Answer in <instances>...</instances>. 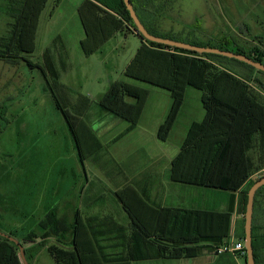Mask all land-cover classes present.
I'll list each match as a JSON object with an SVG mask.
<instances>
[{"label":"rangeland","instance_id":"obj_1","mask_svg":"<svg viewBox=\"0 0 264 264\" xmlns=\"http://www.w3.org/2000/svg\"><path fill=\"white\" fill-rule=\"evenodd\" d=\"M86 1L60 0L58 4L55 0L44 1L33 44H21L23 57L44 70L47 84L37 68L30 69L22 61L15 65L0 61V108L6 107L4 118L9 121L8 127L0 133V154L12 152L13 162H18L20 166L24 162V175L30 181L36 180L40 189L38 196H32V193H36L34 191L31 197L39 198L42 204L50 199L58 204L77 201L81 227L101 233L110 219L115 225L127 227L125 214L116 196L126 189H132V193L137 194V177L150 164L146 156L153 158L156 153L160 161L155 162L154 166H158V169L162 167L164 171V163H169L166 159L182 145L190 125L205 121L206 110L201 99L210 96L209 84H213L224 70L208 61L199 70L195 69V65L191 66L193 69L188 79L201 84L204 89L192 86L184 88L183 105L167 141L162 142L158 140L157 131L171 105L169 92L124 76L144 43L124 28V31L113 33L94 48L92 42L87 41L82 23L81 10ZM160 1L165 6L156 23L161 33L181 34L184 37L185 28L192 27L193 34L204 38L223 31H235L236 40L242 48L247 50L256 46L258 39H254V43L253 37L258 36L261 38L259 47L264 50V0ZM10 4L8 0H0V43L10 40L16 26V11L10 10ZM149 71L152 73L153 69ZM217 80L215 94L225 100L242 96L241 111L247 117L250 114L245 118L250 121L245 120L244 131L251 128L250 131L256 132L251 134L252 142L247 145L246 156L253 167L260 168L256 171L257 180L264 176V76L254 74L249 82L239 81L238 85L234 81ZM117 81L148 90L144 109L135 126L99 107V101ZM51 92L56 95L71 121L83 157L86 182L75 152L66 140L65 121L54 106ZM132 101L124 99L125 103ZM249 104H254L255 113ZM0 124H3L1 119ZM240 126L238 124L237 129L243 128ZM61 169L65 173L59 178ZM70 170L81 177L72 178ZM166 176L165 171L164 176H160L162 182ZM28 186L27 183L18 182L17 176L12 174L0 186V194L15 198L18 195L12 190L20 193L21 190L27 191ZM56 186L60 191L71 186L72 196H48L50 189ZM177 186L179 190L185 189L183 194L190 193V187ZM79 191V198L73 196ZM258 202L264 206V197L259 196ZM207 203L209 207L220 204L211 200H207ZM42 210L41 207L39 212ZM39 264L49 262L40 258Z\"/></svg>","mask_w":264,"mask_h":264},{"label":"trees","instance_id":"obj_2","mask_svg":"<svg viewBox=\"0 0 264 264\" xmlns=\"http://www.w3.org/2000/svg\"><path fill=\"white\" fill-rule=\"evenodd\" d=\"M8 1L11 2L10 10L16 11L14 12L16 26L10 40L0 43V61L9 65L22 61L30 69L37 68L47 84L44 70L23 57L21 47L24 43L33 44L37 19L43 9L44 1L47 0ZM129 1L140 22L148 33L154 36L242 54L264 64V50L259 47L261 38L258 36L253 37L254 43L258 39L256 46L246 50L239 46L235 31L233 33L223 31L218 35H206L200 38L193 34L192 27H186V33H182L184 37L181 34L178 36L164 34L158 31L156 24L159 14L162 15L164 12L161 9L165 8L160 0ZM81 14L87 41L92 42L94 48L113 33L124 31V28L127 29L126 32L138 36L144 43L128 65L124 76L169 92L171 105L163 124L157 131L158 140L162 142L167 140L183 105L184 88L192 86L196 89H204L201 84L188 79L193 69L191 66L195 65L197 67L195 69L199 70L206 66L205 61L211 62L224 70L216 78L217 81H234L235 85H238L239 81L249 82L254 74L264 76V73L234 59L212 54H196L143 40L136 33L122 0H87ZM91 50L93 48L88 52ZM150 69H153L152 73ZM216 80L213 84H209L210 96H204L201 99L206 110V119L201 124L190 125L186 139L183 140L179 152L171 161L169 178L171 182L179 184L197 185L227 192L239 190L241 222L238 230H235L234 240L243 242L246 194L256 181V179H248L253 163L246 156V151L247 145L252 142L251 134L256 130L250 131V128L244 131L245 120L250 121L245 118L250 117V114L247 117L241 111L243 97L227 100L219 97L215 94L218 88ZM51 95L55 108L64 118L66 140L75 152V158L82 168V176L86 182L82 166L83 157L71 121L64 107L58 103L56 95L52 92ZM147 97L146 88L117 81L99 101V107L135 126L142 114ZM124 99H131L133 103H125ZM249 108L255 113L254 104H249ZM5 113L6 107L1 106L0 119L3 124H0V133L8 127L9 123L4 118ZM238 124H241L240 127L243 128L237 129ZM206 126L208 128L205 130ZM20 155L22 156L21 153ZM23 166L24 162L21 166L18 162H13L12 152L0 154V186L4 185L12 174L17 176L21 184H29L27 191L21 190L17 193L12 190L11 192L18 195L15 198L3 197L6 194H0L2 209L0 232L19 242L28 264H32L37 253L42 249L55 264H132L145 259L142 250L144 240L167 239L177 245L191 241L206 242L215 251L230 238L229 212L216 213L156 206L146 197L132 193V189L121 190L116 196L125 214L127 227L115 225L110 219L101 233L93 232L92 228L86 230L80 225L77 201H63L58 204L57 201L50 199L42 204L39 198L31 197L34 191L36 193H32V196H38L40 189L37 187L36 180L30 181L29 177L24 175ZM19 167H21L20 170H18ZM64 171L62 169L59 171V178L64 175ZM70 175L72 178L78 177L77 172L73 170H70ZM20 177L23 179H19ZM80 177L79 174L78 178ZM49 193L48 196H72L71 186L61 191L56 186L50 189ZM262 193H264V186L256 191L253 203L251 236L255 264H264V206L258 202V197ZM73 196L79 198L80 191ZM41 207L43 210L39 212ZM22 208L25 210L21 211ZM65 246L68 247L65 248ZM67 248L69 252H65ZM149 252L150 250H146V254ZM177 252L181 253L179 250ZM193 252L195 253V250ZM18 253L19 250L14 243L0 236V264H22ZM238 255L245 263V251L243 254H236Z\"/></svg>","mask_w":264,"mask_h":264},{"label":"crops","instance_id":"obj_3","mask_svg":"<svg viewBox=\"0 0 264 264\" xmlns=\"http://www.w3.org/2000/svg\"><path fill=\"white\" fill-rule=\"evenodd\" d=\"M55 1L56 4L60 2V0ZM178 152L179 149L173 151V155L166 159L169 163H164V171H162V167L158 169V166H154L155 162L160 161L156 153L154 156L158 158L157 160H154V156L153 158L146 156L148 157L146 161L150 164L147 163L149 168L148 166L146 168L144 167V171L137 177L136 191L138 196H144L152 204L161 207H180L216 213L229 212V239H234L235 230H238L241 222V214L239 213V190L227 192L203 186L171 182L169 178L170 164ZM259 169L252 167L248 179H255L256 171ZM165 171L167 172V176L164 182H162L160 176H164ZM177 185L190 187L188 188L190 193H187V195L183 194L185 189L182 188V190H179L180 188ZM259 196H264V193ZM207 200L220 202V204L209 207ZM142 250L145 254V259L137 262L150 261L154 262V264H245L239 255L235 257L230 254L216 255L211 245L206 242L191 241L177 245L167 239L152 238L142 242ZM146 250H150L149 254H146ZM177 250L181 253H178ZM194 250L195 253L193 252ZM40 258H45L49 264H55L44 249L37 253L32 264H39Z\"/></svg>","mask_w":264,"mask_h":264},{"label":"water","instance_id":"obj_4","mask_svg":"<svg viewBox=\"0 0 264 264\" xmlns=\"http://www.w3.org/2000/svg\"><path fill=\"white\" fill-rule=\"evenodd\" d=\"M123 4L129 14V17L133 23V26L135 28L136 33L145 41L163 45L170 48H176L184 51L193 52L196 54H212L217 56H222L228 59H234L238 62H242L256 71H259L261 73H264V64L256 62L242 54H236L230 51H224L219 50L217 48H211V47H200V46H194L185 42L175 41L168 38H163L159 36H154L145 29L143 24L140 22L138 16L135 13V10L133 6L131 5L129 0H122ZM264 186V176L257 179L253 185L248 189L246 194V205H245V211L243 214V232H244V251H245V264H255L254 260V254H253V248H252V217H253V203H254V196L256 191ZM0 236L9 240L10 242L14 243L18 250H19V257L22 262V264H28V262L25 259L24 252L22 246L19 244L17 240L14 238L3 234L0 232Z\"/></svg>","mask_w":264,"mask_h":264},{"label":"built area","instance_id":"obj_5","mask_svg":"<svg viewBox=\"0 0 264 264\" xmlns=\"http://www.w3.org/2000/svg\"><path fill=\"white\" fill-rule=\"evenodd\" d=\"M215 253L216 255L230 254L235 257L236 254L244 253V243L241 241H235L234 239H229L228 241H225L221 246L216 248Z\"/></svg>","mask_w":264,"mask_h":264}]
</instances>
